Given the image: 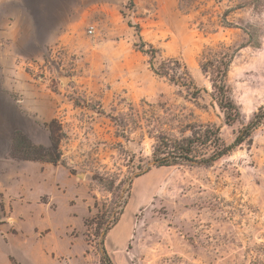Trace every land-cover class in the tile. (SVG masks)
I'll return each instance as SVG.
<instances>
[{"label":"rangeland","instance_id":"rangeland-1","mask_svg":"<svg viewBox=\"0 0 264 264\" xmlns=\"http://www.w3.org/2000/svg\"><path fill=\"white\" fill-rule=\"evenodd\" d=\"M22 10L29 33L46 16L59 29L13 57L23 82L20 94L13 74L7 91L22 102L15 126L34 145L28 155L49 149L52 131L62 157L41 184L2 188L0 264H102L101 244L113 264H264V122L209 167H151L158 133L184 140L215 126L230 146L264 107V0H26ZM142 41L157 50L154 61ZM209 48L233 55L227 85L241 111L233 126L201 69ZM169 58L187 66L197 98L152 72L149 63ZM24 98L45 109H26ZM129 185L124 214L103 236ZM44 191L45 207L47 196L33 200Z\"/></svg>","mask_w":264,"mask_h":264},{"label":"trees","instance_id":"trees-1","mask_svg":"<svg viewBox=\"0 0 264 264\" xmlns=\"http://www.w3.org/2000/svg\"><path fill=\"white\" fill-rule=\"evenodd\" d=\"M129 5L134 6V0H129ZM243 31L250 37L253 35L250 30L244 29ZM148 47V49H146ZM139 51L150 57L152 61L155 60L157 50L152 45H147L143 41L138 45ZM233 55H230L223 50L215 51L209 48L206 51L204 62L201 63L202 71L209 76L210 83L213 90V99L217 106L223 111L225 124L233 126L241 119V111L238 105L231 98V89L227 85V76L229 68L232 63ZM152 72L167 79L170 83L192 90L191 97L197 98L200 94L199 89L195 86L194 80L186 65L182 64L179 60L169 58L164 60L160 65L155 66L153 62L149 63ZM264 122V107H261L253 120L244 127L237 136L235 142L228 146L223 143L220 137V129L213 126L207 128L203 132H195L193 136L184 140H175L170 138L164 133L156 135L157 146L152 154L151 167L154 168H170L176 166H204L209 167L220 158L228 155L234 148L239 147L246 143L253 131ZM54 124V121L52 122ZM51 124V123H50ZM50 148L39 147L35 151L40 155H28L25 153L27 150L34 148L30 141L21 132H17L14 137L11 157L19 161H40L52 165H58L61 162L62 153L59 149V140L50 132ZM213 147V151L208 156L199 157L196 155L198 147ZM34 152V151H33ZM52 153L53 155H49ZM150 167V168H151ZM147 169V170H150ZM108 191L114 196V184L111 183L107 187ZM131 185L128 186L126 194L123 195L118 204V213L114 219L109 220L107 227L104 230L103 236L113 229L124 214L131 197ZM97 205H95V208ZM86 225V224H85ZM87 226V225H86ZM88 236V235H87ZM101 251V263L113 264L111 258L104 244L97 247Z\"/></svg>","mask_w":264,"mask_h":264},{"label":"crops","instance_id":"crops-1","mask_svg":"<svg viewBox=\"0 0 264 264\" xmlns=\"http://www.w3.org/2000/svg\"><path fill=\"white\" fill-rule=\"evenodd\" d=\"M24 4H26V0H0V174L4 173L6 168L9 169V173L6 176V179L0 181V193L3 194V198L5 200L7 199V194L3 193L4 189L2 188L9 187L10 190H12L9 191L10 195L15 191L21 192L20 187L24 189L25 186L27 188H30L37 183L41 184V180L46 177L47 172H49L50 169L61 168L59 166L60 164L55 166L40 161H21L22 166H20L21 164L19 163V160H15L11 157L15 134L17 132H20L19 129L17 130L15 125L17 119L21 116L20 104L22 103L15 101V99L12 98L7 92L9 90V87L11 88L13 74H15L12 69L13 57H15L19 53V46L22 45V43H26L27 45H31L34 47H38L41 44H46L50 39H54V35L59 29V27H57L58 24H56V26L49 25V21H51V18H48L49 16H42V22H39L38 24L39 28L41 27L44 31V41L36 32L39 28L34 27L33 33H29L28 30L30 31V29L24 24V17H22L24 16V12L22 10ZM12 6L16 7V10H19H17V12L10 11L9 8ZM37 16H39L40 18V13L39 15L37 14ZM34 30H36V33L34 32ZM15 76H18L19 78L18 80L13 81L15 84H13L12 87L16 91H19L20 94H22V74L21 72H18L15 74ZM23 103L24 107L28 110H31V108H33L39 112L45 109L41 101V106L38 105L39 103L37 102L29 103V100L27 101V98L23 99ZM13 162L20 164L19 167L14 171L12 170ZM21 168L24 172L23 178L18 180L15 186H10V182L13 178V173L20 172ZM42 196H47L48 202L41 203L40 205H49L50 199L46 191L40 193L39 197H36L33 200L37 201ZM23 197L26 202L29 201V198H26L25 196ZM108 253L112 257V251H109ZM38 255H40V253Z\"/></svg>","mask_w":264,"mask_h":264},{"label":"built area","instance_id":"built-area-1","mask_svg":"<svg viewBox=\"0 0 264 264\" xmlns=\"http://www.w3.org/2000/svg\"><path fill=\"white\" fill-rule=\"evenodd\" d=\"M90 33H92V31H90Z\"/></svg>","mask_w":264,"mask_h":264}]
</instances>
